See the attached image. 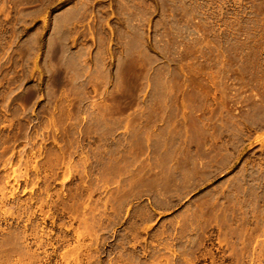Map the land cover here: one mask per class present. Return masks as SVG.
<instances>
[{
	"label": "rangeland",
	"instance_id": "1",
	"mask_svg": "<svg viewBox=\"0 0 264 264\" xmlns=\"http://www.w3.org/2000/svg\"><path fill=\"white\" fill-rule=\"evenodd\" d=\"M0 264H264V0H0Z\"/></svg>",
	"mask_w": 264,
	"mask_h": 264
}]
</instances>
